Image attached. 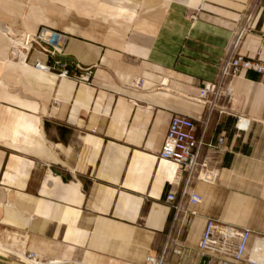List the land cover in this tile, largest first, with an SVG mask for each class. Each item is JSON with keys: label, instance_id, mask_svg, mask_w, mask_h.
Wrapping results in <instances>:
<instances>
[{"label": "crops", "instance_id": "0c3cea01", "mask_svg": "<svg viewBox=\"0 0 264 264\" xmlns=\"http://www.w3.org/2000/svg\"><path fill=\"white\" fill-rule=\"evenodd\" d=\"M0 23L63 34L50 62L69 70L10 60L0 38L5 249L41 264H139L166 247L173 264H203L209 218L250 229L247 255L263 247L264 73L222 66L232 50L264 63V0H0ZM210 109L208 138L224 134L228 149L214 183L159 157L173 114Z\"/></svg>", "mask_w": 264, "mask_h": 264}, {"label": "built area", "instance_id": "2783aa9c", "mask_svg": "<svg viewBox=\"0 0 264 264\" xmlns=\"http://www.w3.org/2000/svg\"><path fill=\"white\" fill-rule=\"evenodd\" d=\"M259 2L260 0H254V7ZM196 17V14L191 15L193 19ZM11 38L20 41L17 46L15 43L12 44H14L13 48L18 58L20 60L23 58L25 64L31 63L36 69L42 71H53L58 67H64L59 75H69L66 61L56 58L53 63L50 62V58L58 53L65 42L63 34L51 28H43L38 33L22 32L11 36ZM43 57L46 59L43 60ZM242 69L264 73V63L232 50L223 63L222 76L226 74L235 75ZM143 84L142 78L135 82L138 88H141ZM212 90L213 84L207 82L200 93L204 103H207L206 97ZM216 91L218 92V90ZM232 91L233 87L229 86L226 89V94H230ZM211 115V109L207 115L195 117L173 114L159 157L179 165L181 170L187 173L189 179L214 183L219 175L220 163L228 149L224 134L218 135L215 139L208 138ZM176 199V192L170 190L167 194V200L175 202ZM202 200L203 196L194 191L190 195L189 203L196 206ZM180 209L181 205L177 204V212ZM196 212L195 208L190 210L192 215H195ZM251 234L250 229L238 228L209 218L199 240L198 249L204 256H207L206 264H242L245 262L264 264V241L261 249H255L254 253L247 255ZM166 252L165 247L160 254L148 253L144 261L139 264H173L169 261ZM170 252L179 255L182 253V246H173ZM29 256L35 257L36 255L30 253Z\"/></svg>", "mask_w": 264, "mask_h": 264}, {"label": "rangeland", "instance_id": "374dc122", "mask_svg": "<svg viewBox=\"0 0 264 264\" xmlns=\"http://www.w3.org/2000/svg\"><path fill=\"white\" fill-rule=\"evenodd\" d=\"M193 19V18H192ZM194 20V19H193ZM4 30V33L1 31ZM22 32H19L18 30H15L13 28H10L8 25H4L0 23V38L2 40V43L6 45V49H7V54H8V59L13 60L15 62H18L20 59L18 58L12 43H15V46L19 45L20 41L15 39L13 40L11 38V36H15L16 34H21ZM9 40H8V39ZM16 54V55H15ZM23 60V59H21ZM2 70L0 69V78L2 75ZM10 247V246H9ZM16 251H10L7 249H0V264H33L32 260L37 259L39 262H47L44 260H41L39 258H37V255L35 257H30L29 254L30 253H34V252H27L26 250H23V253L25 254V256L29 259H23L19 256V253L22 252V249H18V248H14L11 247ZM21 251V252H18Z\"/></svg>", "mask_w": 264, "mask_h": 264}, {"label": "bare ground", "instance_id": "6f19581e", "mask_svg": "<svg viewBox=\"0 0 264 264\" xmlns=\"http://www.w3.org/2000/svg\"><path fill=\"white\" fill-rule=\"evenodd\" d=\"M21 59H23V58H21ZM24 61V60H23ZM224 93H226V90H224ZM0 248H6L5 247V245L0 241ZM255 248V247H254ZM13 251H16V250H14L13 249ZM17 252V251H16ZM18 252H21V251H18ZM19 255L22 257V258H24V259H28L26 256H25V254L23 253V252H21V253H19ZM33 261V264H41V263H39L36 259L35 260H32Z\"/></svg>", "mask_w": 264, "mask_h": 264}, {"label": "water", "instance_id": "95a60500", "mask_svg": "<svg viewBox=\"0 0 264 264\" xmlns=\"http://www.w3.org/2000/svg\"><path fill=\"white\" fill-rule=\"evenodd\" d=\"M206 260H207V256H204V257H203V261H204L203 264H206V262H205Z\"/></svg>", "mask_w": 264, "mask_h": 264}]
</instances>
